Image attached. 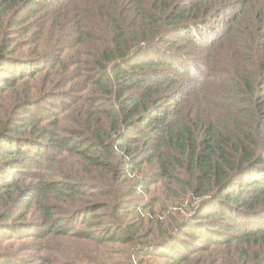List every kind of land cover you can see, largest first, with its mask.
I'll use <instances>...</instances> for the list:
<instances>
[{
  "label": "trees",
  "instance_id": "trees-1",
  "mask_svg": "<svg viewBox=\"0 0 264 264\" xmlns=\"http://www.w3.org/2000/svg\"><path fill=\"white\" fill-rule=\"evenodd\" d=\"M0 202V264H264V0H0Z\"/></svg>",
  "mask_w": 264,
  "mask_h": 264
},
{
  "label": "rangeland",
  "instance_id": "rangeland-1",
  "mask_svg": "<svg viewBox=\"0 0 264 264\" xmlns=\"http://www.w3.org/2000/svg\"><path fill=\"white\" fill-rule=\"evenodd\" d=\"M24 173L26 175L27 172L25 171ZM28 181L31 182L33 180L29 179ZM137 195H139L141 197V199L142 198L144 199V198H147L150 195V193L144 192V190H143V191L139 192ZM1 205H2V202H0V206ZM17 210L21 213V212L25 211V208H24V206L23 207L21 206ZM35 215H36V213L33 216H29V218L27 220H25L24 224L29 225V227H25V228L23 227L22 229L21 228H15V227L12 228L15 235H18L19 233L28 234L33 229H35V223H36ZM4 234L9 236L11 233H7V231H4ZM13 240H15V237H12L11 239L7 240L8 241V249H11L10 251L15 252L16 253L15 256L20 258L22 261L29 259L31 256V253H32L33 244L36 242V240L33 237L26 238L24 240H21L20 242H16V240L15 241H13ZM10 245H12V246H10ZM154 261H155V263L156 262L162 263V261H164V260L163 259H157V260L155 259ZM0 262L4 263L3 259H1Z\"/></svg>",
  "mask_w": 264,
  "mask_h": 264
}]
</instances>
